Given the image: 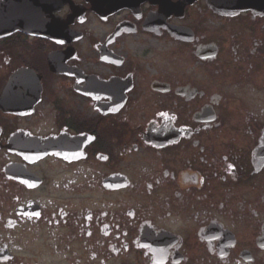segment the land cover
<instances>
[{
    "label": "flooded vegetation",
    "instance_id": "flooded-vegetation-1",
    "mask_svg": "<svg viewBox=\"0 0 264 264\" xmlns=\"http://www.w3.org/2000/svg\"><path fill=\"white\" fill-rule=\"evenodd\" d=\"M32 1L0 37V264H264V0Z\"/></svg>",
    "mask_w": 264,
    "mask_h": 264
},
{
    "label": "water",
    "instance_id": "water-1",
    "mask_svg": "<svg viewBox=\"0 0 264 264\" xmlns=\"http://www.w3.org/2000/svg\"><path fill=\"white\" fill-rule=\"evenodd\" d=\"M32 6H33L32 0H18L14 4L16 11L12 14V16L7 17L4 21H2V19L0 18V37H3V35H4L3 33L22 29L21 26L24 25L25 23H20V22H26L27 20H29L32 17V14H31L32 13L31 12ZM10 7H11V5H10ZM20 78L35 79V78H37V76L32 70L24 69V70L18 71L13 76V79H20ZM37 103L38 102H32L30 104V109L28 111L31 112L34 104H37ZM0 104H1V102H0ZM263 151H264V143H263Z\"/></svg>",
    "mask_w": 264,
    "mask_h": 264
}]
</instances>
